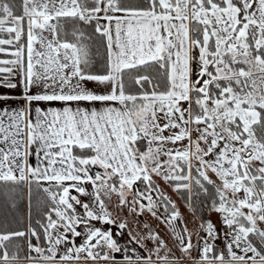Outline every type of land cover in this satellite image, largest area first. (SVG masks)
Instances as JSON below:
<instances>
[{"label": "snow or ice", "instance_id": "obj_1", "mask_svg": "<svg viewBox=\"0 0 264 264\" xmlns=\"http://www.w3.org/2000/svg\"><path fill=\"white\" fill-rule=\"evenodd\" d=\"M0 264H264V0H0Z\"/></svg>", "mask_w": 264, "mask_h": 264}, {"label": "trees", "instance_id": "obj_2", "mask_svg": "<svg viewBox=\"0 0 264 264\" xmlns=\"http://www.w3.org/2000/svg\"><path fill=\"white\" fill-rule=\"evenodd\" d=\"M25 222H26V220H25Z\"/></svg>", "mask_w": 264, "mask_h": 264}]
</instances>
